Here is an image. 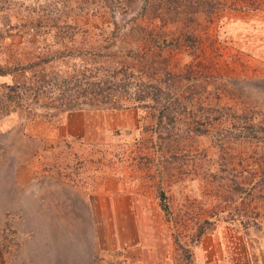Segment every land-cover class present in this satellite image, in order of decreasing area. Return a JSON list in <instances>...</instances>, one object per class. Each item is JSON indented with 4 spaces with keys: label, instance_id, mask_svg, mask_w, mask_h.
<instances>
[{
    "label": "rangeland",
    "instance_id": "obj_1",
    "mask_svg": "<svg viewBox=\"0 0 264 264\" xmlns=\"http://www.w3.org/2000/svg\"><path fill=\"white\" fill-rule=\"evenodd\" d=\"M216 1L0 0V264H264V0Z\"/></svg>",
    "mask_w": 264,
    "mask_h": 264
},
{
    "label": "trees",
    "instance_id": "obj_2",
    "mask_svg": "<svg viewBox=\"0 0 264 264\" xmlns=\"http://www.w3.org/2000/svg\"><path fill=\"white\" fill-rule=\"evenodd\" d=\"M219 6L223 7L224 4H229V8L236 9V10H247V9H253L258 10L261 9L263 6L262 0H221L216 1ZM60 74H57V78L55 79H48V76L45 71H41L38 74H35L31 80L30 87L35 92H39L40 90L46 89L47 86L50 85H59L60 88V95L57 96L56 100H61L60 104L56 103L54 106L58 107L61 110L65 111H72L76 109H83L82 107L86 104H89L90 100H88V96H92V98H95L96 100H99L106 104L108 102L106 95V90L109 87L103 86L101 82L99 83H90L91 87L84 88L82 90H79L78 87L80 85L74 84L73 79L65 78L62 83H59L58 77ZM73 84V85H72ZM106 84V83H105ZM139 88H137L138 90ZM127 89H124L123 92H121L118 95H115L111 99L112 103V109H120L124 107H128V102L133 99V102H142L146 99V95L143 93H139V90L135 91L134 96H131V99H128L129 92L126 91ZM142 91V90H141ZM127 94V95H126ZM55 100V98H53ZM136 104V103H135ZM206 222L211 223V221ZM203 235V232L200 231L199 238ZM198 238V239H199ZM197 239V240H198ZM185 251H188V249H185ZM192 253L188 251V257H191Z\"/></svg>",
    "mask_w": 264,
    "mask_h": 264
},
{
    "label": "crops",
    "instance_id": "obj_3",
    "mask_svg": "<svg viewBox=\"0 0 264 264\" xmlns=\"http://www.w3.org/2000/svg\"><path fill=\"white\" fill-rule=\"evenodd\" d=\"M138 221H139V225H141V224H142V221H141V220H139V219H138Z\"/></svg>",
    "mask_w": 264,
    "mask_h": 264
}]
</instances>
